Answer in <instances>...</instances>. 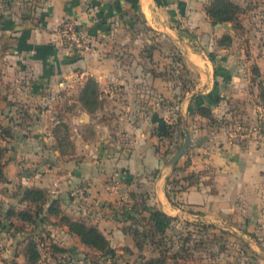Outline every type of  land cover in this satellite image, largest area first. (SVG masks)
<instances>
[{
	"label": "crops",
	"instance_id": "1",
	"mask_svg": "<svg viewBox=\"0 0 264 264\" xmlns=\"http://www.w3.org/2000/svg\"><path fill=\"white\" fill-rule=\"evenodd\" d=\"M138 1L147 14L150 0ZM209 1L164 0L163 4L171 22L186 28L188 33L203 34L216 31L204 10ZM125 4L127 0H0L2 123L14 130L27 131L26 135L16 136L17 142H24L27 138L34 143L38 132L58 123L54 116L50 120L46 118L47 114L59 112L69 98H73L68 101L69 105L71 102L81 105L77 97L87 80L93 79L97 84L99 99L108 93L113 96L112 88L119 87L120 96L125 101L117 108L111 107L115 112L113 131L108 121L93 120L97 110L94 114L88 113L81 105V119L87 116L88 122L80 125L87 131L77 134L75 153L67 165L69 176H56L58 181L50 179L55 180L52 188L55 198L60 201V209L97 220L107 211L109 203L141 198L146 205L169 217L194 221L223 232L227 246L231 242L232 248L219 252L220 259H225L218 264H264V81L259 97L255 93L248 95L237 88L241 86L242 75L233 58L220 54L221 51L200 58L196 55L199 59L195 60L204 67L208 81L201 94L214 95L212 98L217 100V94L223 96L224 86H231L226 97L232 98L227 99L226 105L233 99L244 97L249 117L263 122V129L242 140L212 124L207 125L208 130L190 132V148L176 165L194 164L198 175L191 185L181 181V191L177 195L180 206H172L166 197V181L174 174L176 165L169 163L172 156L165 161L162 158L165 147L159 145L156 129L164 118L163 109L160 110L153 98L154 94L170 95V89L153 74L131 70L123 73L121 60H113L103 43L93 41V47L86 54L69 50L63 44L60 32L62 21L72 18L88 39L95 40L106 33L110 21L119 18ZM221 50L224 53L226 49ZM195 52L204 54L202 49ZM112 61L113 75L108 72ZM198 62L193 64L198 66ZM255 64L264 80V54L255 59ZM216 81L219 85L214 89ZM222 102L212 106V112L220 105L224 108ZM189 103L190 98L181 108L183 123ZM19 112L22 114L14 115ZM72 116L75 128L79 117ZM101 141L104 145H99ZM22 166L23 163L17 162L10 165L7 176L10 182L17 177ZM60 167L61 164H56L54 170ZM113 171L120 173L118 178L113 177ZM21 176L31 179L33 174L30 176L22 171ZM40 181L44 178L37 180L35 187H44ZM30 184L28 182V188H31ZM138 208L139 205L136 210ZM86 224L97 227L104 236L108 232L101 222ZM111 225L114 226L113 221ZM63 228L65 230L61 233L68 232L65 226ZM240 243L243 248L239 247Z\"/></svg>",
	"mask_w": 264,
	"mask_h": 264
},
{
	"label": "rangeland",
	"instance_id": "2",
	"mask_svg": "<svg viewBox=\"0 0 264 264\" xmlns=\"http://www.w3.org/2000/svg\"><path fill=\"white\" fill-rule=\"evenodd\" d=\"M236 1L238 3L233 2L238 4L243 11L238 14L234 25L225 22L229 25L227 30L216 28L217 24L210 23L216 31L203 34L189 32V36L183 31L187 30L186 28L182 29L176 22H171L168 19L164 11V0H150L147 14L143 12L140 1L134 0L132 4L135 6L130 2L125 4L119 13V18H114L108 23L109 29L104 35L97 36L95 40L88 39L83 30L74 22V28L80 32L79 42L72 47L67 38L63 37L62 40L69 50H80V53L84 54L93 47V41L103 43L107 51L109 50L108 55L114 57L113 60H121L123 73L131 70L140 74L150 73L156 78L162 79L170 89V95L163 97L154 94L153 98L157 100L160 110L163 109L161 114L164 119H168L173 127L172 139L166 141L165 147L174 150L176 146L179 147L184 142L181 136V132L183 133L184 130L190 133L196 129H210L205 125V121L190 116L188 112L185 117L188 125L186 127L183 123L184 119L180 115L182 105L189 98L193 107L200 101L206 105H211L214 102L212 98L214 95L201 94L207 87L208 81L204 67L195 60L196 58L218 54L219 51L222 52L221 49H226L223 51L224 53H219L233 58L234 64L239 67L242 75L241 86L239 85L240 87L237 88L245 91L248 95L255 93L259 97L262 94L264 80L260 76L255 59L264 54V48H262L264 44V0ZM225 35L230 37V44L220 45V41ZM201 49L203 55L195 52ZM247 61L250 64L246 65ZM112 62V66L109 65V71H107L113 75L115 71L113 69L114 61ZM131 62L134 64L132 65ZM193 62H198V66H195ZM215 84L218 88L217 81ZM102 85L105 87L110 83ZM118 88H112L113 96L109 93L107 96H100L101 106L97 109L96 115L95 112L92 113L94 114L93 120L108 121L112 131L115 128V112L111 107L117 108L122 101H125L120 96ZM253 89L254 91L251 92ZM231 90V86H224L223 96L217 94L219 102L223 101L225 107L222 108L223 106L220 105L215 112H212L214 126L220 131L221 129L227 131L228 134H237L248 133L253 126L262 125L263 122H257L249 117L250 113L247 110L244 97L233 99L234 101L226 105L227 99L232 98L226 97L229 96ZM70 99L73 98L66 100L64 107L59 112L52 115L47 114L46 118L54 116L58 123L52 128L42 130V133L38 132L34 143L27 138L24 142H17L16 136L18 134L26 135L27 131L14 130L11 126L4 125L0 114V147L3 150V174L6 178L5 182H0V264H28L23 253L29 240L36 243L40 253L39 261L36 264H143L147 258L152 256H161L166 260L165 264H218L219 261L224 260L225 257L220 259L219 252L228 247L232 248V245L229 242V246H227V238L223 232L200 226L194 221L179 217H171V220H167L154 216L151 219L150 214L145 210H142L139 215H134L132 212L134 205L141 206V209L147 206L141 198H136L133 201L119 200V203L115 201L117 205L109 203L107 211L97 220H90L87 215L75 216L72 212L61 207L63 209L61 214L64 216L70 214L71 220L77 218L75 221L92 225L101 222L102 227L108 231L105 237L109 240L111 247L109 254L84 246L79 238L70 232L61 233L62 230H65L62 222L59 217L47 213L46 208L51 201L56 199L54 188H52L55 180H59L56 176H64L63 178L69 176L68 160L74 155L75 148L70 153L68 144L75 145L77 134L87 131L85 127H82V124L88 122L87 116L85 119H81L83 112L81 105L73 104L74 102L69 105ZM247 102L250 105L251 100ZM72 105L73 107H70ZM215 105L214 107H216ZM68 108L71 110L68 111ZM156 108L158 107L156 106ZM20 114L22 112L14 115L19 116ZM72 115L79 117L76 119L78 123L75 128L72 123ZM17 117L14 120H17ZM56 127L60 130L59 135L58 131L55 132V135L67 144H64V151L67 153L65 155H60L58 151V139L52 132ZM24 131L25 133H23ZM35 131L37 132V129ZM99 145H104V142L101 141ZM14 162L23 163L24 166L17 172V177L10 182L7 176L9 167ZM56 164H61L62 167L54 170ZM22 171L27 172L30 176L33 174V176L31 179H28L29 176L22 177ZM41 178H44V181H40L44 187H35V184L38 183L37 180H41ZM50 179L55 180L50 181ZM35 180L36 182H34ZM28 182L32 183L29 185L31 188L41 189L45 192L47 204L45 203L46 205L39 212H36L35 204H28L22 200L23 191L28 188ZM64 190L65 187H63ZM20 211L29 212L34 218V223L21 221L16 216V213ZM112 221L114 226L111 225ZM158 229L164 230V232L162 233ZM134 232H138L136 240L137 244L142 246L141 250L136 247ZM239 247L243 248V245L240 243Z\"/></svg>",
	"mask_w": 264,
	"mask_h": 264
},
{
	"label": "trees",
	"instance_id": "3",
	"mask_svg": "<svg viewBox=\"0 0 264 264\" xmlns=\"http://www.w3.org/2000/svg\"><path fill=\"white\" fill-rule=\"evenodd\" d=\"M132 1L134 0H127V3H133ZM135 6V4H132ZM205 13L212 25H216L218 23H225V22H230L233 25L235 24L237 20L238 14H240L243 9L233 2L232 0H210L209 4L205 6L204 8ZM186 34H188L187 30H183ZM230 37L229 36H223L222 40L220 41V45H226L230 44ZM216 71L217 69L214 68ZM217 85H214V89H216ZM77 101L80 102L82 107L88 112V113H94L99 107H100V102H99V93H98V87L97 84L93 79L87 80L85 85L82 87L78 97ZM215 104L218 103V98L217 100H214ZM212 106L213 102L211 105H206L204 102H201L197 104L196 106H192L191 102L189 103L188 107V114L190 116H195V118H199L202 121H205V125H214L213 124V116H212ZM180 119V117H179ZM183 121V119L181 118ZM180 120V122H181ZM185 126L187 127V121L185 120ZM59 128L56 127L54 128L53 135L58 139V151L60 155H65L67 154L66 151H64V144L66 142H62L60 140L59 136L55 135V132L58 131L59 135ZM183 130V129H182ZM172 131L173 127L171 126V123L168 119H161V124L159 127L156 129V135L159 138V145H162L165 147V143L168 140L172 139ZM184 133V131H183ZM181 132V136L184 140L185 138V133L183 134ZM69 143V142H68ZM183 144V142H182ZM181 144V145H182ZM67 145V144H66ZM70 153L74 150V145L68 144ZM180 145V146H181ZM179 146V147H180ZM179 147H175L174 150L175 152L179 149ZM190 144L187 147L186 150H189ZM174 150H169V148L166 146L164 153H163V159L164 161L168 159L170 156H172ZM186 150L183 154V156L186 154ZM195 165L194 164H186L184 162L182 165H176L173 168V175L172 177H169L166 181L167 185V190H166V197L170 204L174 207H179L180 203L177 200V195L181 191L180 187H182L181 181L188 183L189 185L193 184L196 181L197 178V173L194 170ZM6 178L3 174V150L0 147V182H5ZM45 192L44 190L41 189H33V188H27L26 190L23 191L22 195V200L26 203H33L36 205V212H39L43 209V207L47 204V199L45 197ZM46 203V204H45ZM137 205H134L132 208V212L134 215H139L142 210L147 211L150 214V218L152 219L154 216H158L163 219L171 220L172 218L165 215L161 211L157 210L156 208H152L150 206H145L143 209H141V206H139L138 210H136ZM47 213L59 217L60 221L62 222L63 226H65L68 230V232L72 233L73 235L77 236L80 240V242L87 247L96 249L100 252H105V253H110L111 252V247L109 244V240L104 236V234L95 226H89L86 223L80 222V221H75L71 220L69 217L64 216L61 214V209L59 206V201L57 199L51 201L47 208ZM16 216L23 222H29L30 224L34 223V218L31 216L29 212H24L20 211L16 213ZM1 224V222H0ZM209 227L210 226H205ZM160 232H164V230H159ZM138 235V232H134V241L136 244V247L138 250H141L142 246L137 244L136 237ZM55 250L57 248L54 247ZM24 256L26 257V261L28 264H36L39 261L40 258V253L37 248V245L35 242L32 240H29L24 249ZM166 260L162 258L161 256H152L147 258L146 261L143 262V264H165Z\"/></svg>",
	"mask_w": 264,
	"mask_h": 264
},
{
	"label": "built area",
	"instance_id": "4",
	"mask_svg": "<svg viewBox=\"0 0 264 264\" xmlns=\"http://www.w3.org/2000/svg\"><path fill=\"white\" fill-rule=\"evenodd\" d=\"M74 20L72 18H66L62 21L60 32L64 38H67L70 42V46L77 44L79 42V31H76L74 28ZM73 47V46H72ZM262 129L261 125L253 126L248 133L240 132L237 134H233V136L239 140L247 139L250 135L258 133ZM119 172H114L113 177L116 179L119 177ZM113 185V184H112ZM111 185V186H112Z\"/></svg>",
	"mask_w": 264,
	"mask_h": 264
},
{
	"label": "water",
	"instance_id": "5",
	"mask_svg": "<svg viewBox=\"0 0 264 264\" xmlns=\"http://www.w3.org/2000/svg\"><path fill=\"white\" fill-rule=\"evenodd\" d=\"M215 27L227 30L229 28V25L228 23H224V24H217ZM184 133H185V138H184L183 144L173 154V156L171 157V160L169 161L171 166H175L177 164V162L180 160L181 156L183 155V153L185 152V150L190 144V134L186 132L185 130H184Z\"/></svg>",
	"mask_w": 264,
	"mask_h": 264
},
{
	"label": "bare ground",
	"instance_id": "6",
	"mask_svg": "<svg viewBox=\"0 0 264 264\" xmlns=\"http://www.w3.org/2000/svg\"><path fill=\"white\" fill-rule=\"evenodd\" d=\"M145 1H147V0H145ZM143 3V2H142ZM148 3H149V1H148ZM146 5V4H145ZM146 7V6H145ZM146 11V10H145Z\"/></svg>",
	"mask_w": 264,
	"mask_h": 264
}]
</instances>
